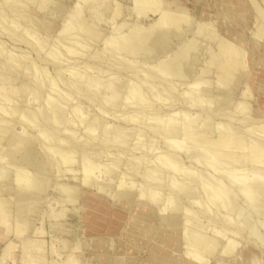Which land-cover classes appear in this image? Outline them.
<instances>
[{
  "label": "rangeland",
  "instance_id": "obj_1",
  "mask_svg": "<svg viewBox=\"0 0 264 264\" xmlns=\"http://www.w3.org/2000/svg\"><path fill=\"white\" fill-rule=\"evenodd\" d=\"M53 1L54 2L51 3V6L47 7L49 10L46 8L47 11L40 10L34 4H32L30 6H29V4H27V8L23 9V10H26V12L25 11L13 12L12 10H10L6 6V4L4 3L5 2L4 0H2V1L0 0V15L1 16L7 17L8 21L14 20L13 22H15V21L19 22L20 28H21V26H22V28H23V26L26 28H30V25L28 23L33 22L34 28L36 30V33L33 36L34 38L33 37L31 38V36H29L27 32H25V31L23 32V30L21 31L19 29L18 30L15 29L16 30L15 31L14 28H10L9 26H6V25H9L8 21H7V23L6 22H4V23L0 22V46H1L0 47V90L4 89V87L1 88L2 85L4 84V82H2V80L6 79L5 82L7 80L8 81L6 82V84L4 86H6L9 82H11V84L13 86L15 85L18 88L23 89L25 87L24 92L26 94V96H25V94L23 95L24 92L21 94H15L16 92L15 91H14L15 93L13 92V94H12L13 96H11V99L13 97H15L12 99L13 102H15L16 105L19 103L18 106L15 105L17 107V109H14L15 110V113H14L15 116H13V108H11L12 112L10 110L11 114L8 113L9 112L8 110L6 112V109H4L7 107L2 106V111L0 109V121H1L0 124L3 123L5 125V123L3 121L6 120L5 121L6 125H8V126H3L4 128L2 127L3 124L0 125L3 129H5L4 131L7 133V134H5L6 137H5V135H3V136H1V140H0V169H1L0 170V182H1L0 187H2V188H0V200L5 202V203L3 202V204H2L3 208L0 209L1 212H3L1 214V215H3V217H1V218L4 219L3 224H1V226H6V225L12 226V224H13V217H12L13 216L12 215L13 206L11 205L10 202L13 201V200H11V198L12 199L15 198L14 195L16 193V191H15L16 189H14V188H16V185L13 184L12 179H15L14 177H16V173H17L18 177H20L19 175H23V172L27 173V172H29V170L32 171L31 169H33V168H34L33 171H35V169L37 168L36 171L41 170V172H43V174L46 175L45 177L49 180V183H50L49 188H48L49 189L48 193L45 195H41L42 197H41L40 202L37 203V200L39 198H36L33 200L32 204H31L33 209L30 211V213H32V214H30V213L25 214V220L23 223H21L22 224L21 228L19 230H17V232L15 234L10 233L9 235H6V236H4V235L2 236V234L0 235V264H63V263L64 264H152V263H150V256H149L150 250L147 249V247L150 243V240H151V242H153L155 244L161 245L162 241L161 240L159 241V235L161 233L163 234L164 232L161 231V233H160L159 229L161 228L160 230H162V229L165 230V228H163L164 226H162V223H161V216L165 213L160 208V206L152 205L151 202L144 200L140 196L143 188H141L139 185L142 181H144L143 175H144L145 171L148 169L154 168L155 167L154 165H156L154 162L153 163L148 162V160L146 158L150 157V160L153 159L151 161H154L155 157L156 156L158 157V154L162 153L163 157L165 156L168 159L171 158L176 164H182V162H183L182 165L188 166L190 168L192 166H194V167L198 166L199 168L200 167L204 168V166L202 167V165H203L202 162H204L203 157L205 155V152L201 151L199 147L202 145L201 143L204 144L205 142H208V139L210 141V136L212 135V133H209V134L206 133V135L207 136L209 135V137L205 136L206 139H205V137H203L204 140L202 142L193 143L194 147L195 146L196 147H195V149L193 148L191 150V148H189V147H192V145L189 144L190 146H188V144H185V140L188 139V137H185V136L191 135L190 132H189V134H186V130L189 129L188 124H189V121L192 120L193 116H195L198 113L202 114V115L205 114L204 116L205 117L207 116V118H210V119L215 118L214 120L212 119L214 122H216L215 120H220V121H217L218 123L216 122V124H220V122H221V124L229 123V121L231 120V122H234V125H237L238 124L237 122H239V120H238V118H235V116H233L234 115L233 113H235L237 111V109H238V111L241 110V108L236 109L237 106H235L239 102H246L247 103V107H248V110L250 111L251 116H253L255 113L258 114L260 112H261V114H264V112H263V110H264V0H245V3L243 4V5H245L244 7H237L236 5H233V3L228 2L226 0H180L189 9V11L187 13V17H189V19H188V22H186V24H185V25H189V26L186 27V29H182L181 33H179V34L174 33V35L172 34L173 36H171L167 39L168 43L169 44L171 43L170 46L168 47L169 50L167 49L165 52H161V54L159 52H153V53L150 52V54L147 53L146 56H147L148 62L146 63V66L147 67L150 66L151 68H153L155 65V62H157V64H158L159 60H163L169 53H171L172 49H173V51H175L176 49L181 47L186 39H190L191 42H195L196 40H194V37L196 36L195 34L197 31V27L200 24L202 25L203 23L210 21L208 23L211 24L213 27H215L218 33H220L221 35H224L227 39L238 41V43H241V45H239V46H241L245 50L246 54H245V56H243L241 61H243V59L246 58V63L248 64V66L242 67V66H240L241 64H239L238 66H235L232 69V72L234 74L237 73L236 74L237 76L241 75V73H243L242 78H241L242 80H239L238 77L237 78L234 77L232 79L234 82L232 81L233 83L231 82V85H227V86H224V85L220 84L219 82H217L215 73L214 72L212 73V71H214V69L211 67V65H208L209 64L208 61L210 59V56L215 51L216 52L218 51V49H219L217 46L218 42L210 41L208 39H202V40H199L200 43H202V45H201L202 48L200 47L199 51L193 55L191 60H189V62H190L189 66L193 67V70H194L193 73H194V76H196L194 78H198V76H199L203 79L204 82L210 81L212 83L210 85L209 89H210V91L213 92V94H211L209 96H202L203 97L202 101L196 104V103H194L195 97H193L191 95L192 97L185 99V98H183V95H182L183 92L185 90L187 91L191 88V90L194 89L193 90L194 93H191V94H194V96H195V92L198 91V89L201 87L206 88V85L203 86L202 84L192 83V82L187 84L185 82L175 81V83H176L175 87L176 88H174L175 90L172 91L170 89H167L166 84L161 83V82H154V83L148 82V84H146V83L141 84V83H139V80L137 77L132 76L131 74H127V73L125 74L122 72L123 70L120 69L121 70V72H120L121 76L127 77L129 80L136 82V83L138 82L140 84L138 87L140 88L141 92L144 94L143 98L146 99V100L144 99L145 103L143 104L144 105L143 108H142V106L137 105V102H135L136 104L132 102L131 104H128V105L126 104L127 107L126 106H125V108L122 107V109L121 108L116 109L113 106H110L109 103H107V100L102 99L103 95H101V94L98 95L94 90L86 89V88H84V86H82L83 87L82 88L78 85H73V83L69 80L72 77L71 74H69V73H71V70L73 71L72 66H74L73 68H75L76 66H79V68L81 67L82 69L84 67L89 68V66H90V68H92L93 63H95V61H94L95 59L93 58V54H92L93 51L90 48L89 44H87L88 43L87 40H84L83 38L80 40L81 44H85L87 46L86 51H85V53H83V55L79 54L78 53L79 51H77V53L75 51L76 55L73 54L71 57L66 55V56H64L63 59H60V61H57V59H52L51 58L52 56L48 55L50 50H51V48H48V47H52V45L55 43L56 38L58 39L57 35H59V33L57 31H56L57 33L47 31L46 29L42 28L41 23L43 21L49 20V21H52L53 23H57L58 25L64 24L65 20H68V17H70V16H68L70 13V10H69L70 4L76 2V0H53ZM25 3H26L25 1L21 2V6L22 5L26 6ZM116 3H117L116 5L120 6V11H121V14L116 18L112 17V15L110 16V14L107 12L103 13L102 11H98V10L96 13L94 12L95 15H97V16H96V19L95 20L92 19V21L95 24L98 23V25L100 27L104 28V30L106 31L107 34H109V32L111 33L113 30H120V28H122L123 23H128L130 25L136 24V23L148 25L156 18V16H152V15L147 16V17H141V18L135 17L134 13H132L130 10V8L133 7V1L132 0H116ZM52 4H54V5H52ZM24 6H22V7H24ZM63 6H65V8ZM83 9H86V7H84ZM60 10H62V11H60ZM24 12H25V14H24ZM202 12H204L205 14H203ZM20 13H22V15H24V16H22ZM209 14L212 16H210ZM212 19H214V20H212ZM0 20H2L1 17H0ZM27 20H28V22H27ZM206 20H208V21H206ZM90 22H91V20H90ZM206 26H208V24H206L203 27H206ZM123 27H124V29H122V31L127 32V28L129 26L127 27V25H125ZM9 28L12 29V31ZM129 29H130V27L128 28V30ZM221 31H222V33H221ZM223 31H225V32H223ZM258 31H260L261 33L258 34ZM16 33H17V35H16ZM25 33L27 34V36ZM182 33H184V36L180 35ZM168 35L169 36L171 35L170 31L167 32V36ZM254 37L257 40H259L257 45L255 44L257 40L256 41L253 40ZM25 39L26 40L28 39V40L25 41ZM101 40H104V39H101ZM42 42H44V43H42ZM102 43H103L102 41L97 42L98 45H96V48H99V49L103 48ZM95 44L92 45V48H94ZM89 48H90V50H87ZM46 51L47 52L49 51V52L47 53ZM87 51H89V52L87 53ZM12 56L14 57V60H11V61H14V62L16 61V63H17V60H19V61L23 60V62L24 61L27 62V63L24 62L26 65L33 62L32 64H29L31 66V65H34V62H35L36 65L34 66V68L35 69L37 68V69L34 71L36 73H39V71L41 70L40 73L42 74V77L39 78V76L41 74H36L35 72L33 73V69H31L32 74H28V72H26V71H25L26 72L25 73L22 70L23 69L22 66H25V64L23 62H21L20 65L18 64L19 62L17 64L15 63L16 67H17V65L20 66L19 68L17 67L16 69L13 65L14 62L8 66L9 62H11L9 59H11ZM19 56H21V57H19ZM8 57H10V58H8ZM24 57H26V58H24ZM15 58L17 60H15ZM21 58H23V59H21ZM161 58H163V59H161ZM5 59H6V61L9 60V62H6ZM39 59H41L42 61ZM89 59H91V60H89ZM61 60H64V61L61 62ZM87 62L89 64V66H87L88 65ZM113 63H114V61H113ZM151 63H153L154 65ZM2 64H3L4 68L6 66V70L2 68ZM83 64L86 66H84ZM11 65L13 66V68H11L12 70L8 71V69L10 67H12ZM99 65L100 66L103 65L102 67L106 68L107 63L105 64L104 62H102ZM67 66L69 67V71H70L69 73H67L68 72ZM63 67H65V68H63ZM156 67L157 66H155L154 68H156ZM210 67H211V69H210ZM20 68H22V69H20ZM31 68H33V66H31ZM79 68H77V69L80 70ZM61 69H63V70H61ZM64 69H65V71H64ZM116 69H118V68H116ZM238 69H240V70L238 71ZM37 70H39V71L37 72ZM95 70L97 71V73H102L100 71L98 72L99 69H95ZM97 73H95V74H97ZM34 74L39 75V76L37 77ZM102 74L99 76H102L104 78L109 77L110 75L111 76L113 75L111 72H106V73L103 72ZM27 75H30V76L27 77ZM33 76H34V78H33ZM43 76L45 77V79H43L44 78ZM35 77L37 80L35 79ZM47 77H49L50 79H48ZM9 79H10V81H9ZM174 79L176 80V77H174ZM40 80H41V82H40ZM42 80L45 82L43 83ZM36 81L39 83H35ZM59 81H62V82H59ZM68 81H69V83H68ZM158 81H159V79H158ZM192 81H194V80H192ZM46 82H48V83H46ZM49 82L50 83L52 82L51 84L56 83V85H54V87L56 89H58L57 92H56V90H54V87H51L52 85ZM41 84L42 85L45 84L42 87V88H45V92H43L42 89L39 88L41 86ZM34 85H35L34 88H36V85H37L39 90H38V88H36V89L40 92L42 91L44 93V95H41L42 92L40 94V93H38V91H35L36 89L33 90L34 88L32 86H34ZM26 87H28V88L26 89ZM29 88H30V90H29ZM51 89H53V91H55V92L52 93L53 91ZM47 90H49V91H47ZM26 91H28V92H26ZM32 91L35 92V94L33 93L34 95L32 93L30 95V92H32ZM50 91H51V93H50ZM130 91H132V89ZM133 92H137V90H133L132 93ZM2 93H3V91H2ZM47 93L49 95H52V96H49ZM63 93L67 94V95L70 93L69 94L70 97L68 95V99H67V97L65 98ZM36 94L39 96L41 95V98L38 97L37 98L38 100L35 101L34 99H36V97H37ZM0 95H2L1 91H0ZM20 95H21V98H20ZM45 95H46L47 99L42 98V96L45 97ZM53 95L55 98H56V96H58V98L60 96L64 98V101H63L64 104H63V102H62V104H63L64 110H66V111L65 112L63 111V114H61L62 116H60V118L63 119L62 120L63 123L61 121L60 124L62 123V126L61 125H60L61 127L57 126V128L59 130L56 129V127H53L52 125L45 123V120L43 122V119L41 118L42 115L40 116L41 111L45 110V106H46L49 98H50V100H55V101L58 99V98L57 99L53 98ZM67 95H65V96H67ZM153 96L154 97L156 96V98L158 100L156 98H154ZM159 97H160V100H159ZM166 97L168 99L167 101L165 100ZM0 98H1V96H0ZM51 98H53V99H51ZM63 98L58 99V100L62 101ZM211 98L214 101L211 103L207 102V99H211ZM65 99L70 100V102L69 101L67 102V100H65ZM0 100H2V99H0ZM103 100H104V102H102ZM208 101H210V100H208ZM6 102L4 101V103H3L0 101V108H1V105L6 104ZM8 102L7 103L10 104V101H8ZM8 104H6L4 106H7ZM66 105H68V107ZM197 105H199V106H197ZM15 106H14V108H16ZM137 106H139L140 108H138ZM65 107H66V109H65ZM41 109H43V110H41ZM235 109H236V111H235ZM3 110H5V111H3ZM18 110H19V113H17ZM179 111H182V112H179ZM183 111H184V113H183ZM185 111L187 113H185ZM257 111H259V112L257 113ZM4 112H6L7 116L5 115ZM22 112H24L26 115H29V117L24 116V115L22 117L21 116ZM139 112L141 113V115ZM177 112H178V114H177ZM239 112H236V113H237V117L240 118L244 115L245 110H243V112H244L243 115H242L241 111H239ZM30 113L32 116L36 114V116H33V117L34 118L36 117L35 120L37 121V123H34V122H33L34 124L31 123L34 118L31 117ZM65 113H66V118L64 115ZM174 113H175V115L177 114V116H175ZM179 113L180 114L183 113L182 115H185L187 117V119L189 118L190 120L189 119L185 120L186 117L184 116L185 121H184V123H182L183 122V116L181 115L182 121L179 119H178L179 121H176L178 116L180 118ZM229 113H231L230 114L231 116L229 115ZM236 113H235V115H236ZM8 114H10V115H8ZM170 114L172 115L173 118L176 117V119H174V121H176V123H174L175 124L174 126L177 127L179 123L182 124V126L180 124L177 127V129L182 128L181 131L179 130L180 133H178L181 135L180 136L181 138H179L178 134H176V135L178 137L177 139H179L180 142L183 140V144H185V145L181 146L182 148L184 147L183 149L177 148L176 146H178V145L176 144V142L174 140L171 141L170 139H168L169 137H168V135H166L167 133H166L165 127L160 128L161 129L160 131L162 132L163 129L165 128L164 132L166 134H161V133L159 134L158 133L159 131L157 132V129H158L157 126L154 127L156 125L155 122H157L161 119H164V117H166V118L171 117ZM239 114L242 116H240ZM16 115L19 117H17ZM224 115H226V116H224ZM258 115L261 116L260 114H258ZM258 115H256V116H258ZM139 116H142V117L145 116L144 118L146 119L147 122L140 123L139 121H137L136 119ZM208 116H210V117H208ZM211 116H212V118H211ZM218 116L220 118L222 117L221 118L222 120L220 118H218ZM30 117L32 120H30ZM205 117L203 118V120L205 119ZM23 118L24 119L28 118V120H27L28 123L26 122V119L24 121ZM64 118H65V120H64ZM96 119H97V121L101 120L103 122V125H104L103 127L107 126L108 128L105 127L106 130L102 129V130H99V132L98 131H94V132L91 131L90 132L89 129H87L88 125L90 124V122L91 123L95 122L94 120H96ZM232 119H234V120H232ZM85 120H86V122H85ZM38 121H40V124ZM64 121L66 124L64 123ZM186 121H188V124L185 126L184 124ZM30 123L32 124V126L33 125L34 126L32 127L30 125ZM41 123H42V125H41ZM63 125L65 126V128ZM121 125L123 126V127H121L123 129L120 130L122 132H119V128H120L119 126H121ZM225 125H227V124H225ZM152 126L154 127V129ZM110 127L112 128L111 131H114V132L118 128L116 130L118 132V136H116L117 132L111 133V135L113 137H116L115 138L116 143H115V141L110 142L111 140H114L111 138L112 136L110 135V132H111ZM184 127H186L187 129H184ZM126 128H127V130H126ZM149 128H150V130H148ZM70 130H72V131H70ZM154 130H155V132H157V135L155 134ZM44 131H47V132L49 131L51 134L55 133L54 134L55 137L56 138L58 137L59 140H57V139H53V140L43 139L41 137V135H44L43 134ZM103 131H105V133H107L109 131L110 132H109V134L107 133V136H104ZM131 131H134V132L136 131L140 135H142V138L144 137V139H142L141 137H139L140 135H137V136L135 135L137 137V139H136V137H135V139L139 143L142 140L144 142H146L145 146H147L149 144L148 142H151V140H153V141L155 140L154 142H151V144L148 145V148L145 147L148 149V151L150 150L149 155H144V153H141L140 150L135 149V146L133 144L128 145V147L126 146L125 148L118 149L119 145L117 144V142L119 140L118 137H120L119 133L124 135V133L126 134V132L128 133ZM184 131H185V133H183ZM56 132H58V134ZM151 132L156 137L154 135L150 134ZM73 133H74V138L71 135ZM138 133H136V134H138ZM219 133H220V131L217 133H214L211 136V138L214 137V138H212V140L216 139V137L218 138ZM10 134H11V136L13 134L14 135L11 137ZM20 134H21V136L25 135V138H26L25 142H27L26 143L27 145L33 144L35 146L38 144V146H35L34 148L37 147V149H36L37 153L36 154L38 155V158L39 159H40V157L43 158V159H40L41 161L46 160V161H44L46 163H44L43 161H42L43 163L41 162L43 167L39 166V167L31 168L26 163L21 161L22 159H20V157L22 154H21V151H19V148H24L27 145H25V142H24V143H22V145L23 144L25 145V146L23 145L24 146L23 147V146H21V144L18 143V142L21 143L24 141V136H23V138L22 137L20 138L19 137ZM147 134H148V137H146ZM216 134H218V135L215 136ZM108 135H110V136H108ZM163 135H164V138L168 137V138H166V140H164V141H166V142H164L165 144H167V142L170 140L169 144L174 142L175 146L173 143H172L173 146H172V144H170L171 145L170 148H167V146L169 147L170 145H165L164 143H163L164 144L163 145L162 140H161V139H163L162 138ZM151 136H153L155 139L153 137H152L153 138L152 139ZM159 136L161 137V139ZM105 137H108L111 140L108 141V138H106V140H105ZM145 137H146V139H145ZM184 137H185V140H184ZM13 138H15V139L13 140ZM117 138H118V140H117ZM147 138H149V139L147 140ZM18 139H20V141ZM21 139H22V141H21ZM15 141H18V142L16 143ZM28 142L29 143L31 142V144H29ZM104 142H106L107 144ZM109 142H110V144H109ZM156 142H157V144H155ZM11 143L14 144L13 146L17 145L16 146L17 148L14 147L13 151H12L13 146ZM34 143H36V144H34ZM198 143H200V145ZM105 144H106V146H105ZM9 145H10V147H9ZM39 145H41L42 147L39 148ZM151 145L153 147L151 149H149V147H151ZM160 145H161L162 149L165 147L164 150H166V153H164L165 151H163L161 148L159 149ZM197 145H198V147H197ZM130 146H132V147L130 148ZM185 146H187V147H185ZM3 147H4V149H2ZM7 147H8V149L10 148L11 151L8 150ZM47 147L51 150L46 149ZM172 147H174V148H172ZM42 148H44V149H42ZM154 148H155V150H154ZM187 148L190 149V150L188 149V155H187V152H185V153L181 152V151H184V149L186 151ZM17 149H18V151H16ZM39 149H41L43 151H41ZM58 149H60V150H58ZM170 149L172 151L171 154H169ZM174 149L176 151L178 149H180L181 151L178 150L176 152ZM2 150L10 151V153H8V151H6L9 154V156L6 152H4V151L2 152ZM44 150L45 151L47 150L46 151L47 153H45ZM14 151H16V152L14 153ZM69 151H74L73 152V153H75L74 155H76V156L78 155L77 156L78 161L73 165L71 164V162H69L71 164V166L70 165L66 166L69 163H66V164L62 163L65 166H61V165L59 166V164H61L60 161H62L63 156L67 155V153ZM152 151L153 152L156 151V152L152 153ZM179 151H180V153H178ZM196 151H197V155H195ZM12 152L14 154H16L17 157L15 155H12L13 157H11L10 155ZM38 152H40V154L42 152H44L45 155H44V153H42L39 156ZM248 152H250V150L245 151V153H248ZM155 153H156V155L153 158L152 156ZM193 153H194V155H193ZM47 154H49V155H47ZM167 154L170 155V156L168 155L170 158L167 156ZM176 154H177V157L179 156L178 157L179 159L176 157ZM42 155H43V157H42ZM174 155L176 157L175 160H174ZM190 155H192V157L195 159V161H194L195 163L192 161L193 158H191ZM14 156H15V158H14ZM162 156H160V157H162ZM187 156H189L190 159ZM195 156H196V158H195ZM201 156H203V157L201 158ZM18 157H19V159H18ZM157 157H156V160L159 159V157L158 158ZM165 157H164V159L166 160ZM198 157L201 158L202 160L201 159L198 160L197 159ZM10 158H13L14 160L10 159ZM48 158H49V160H48ZM7 159H10V160H7ZM138 160L140 161V163ZM179 160H181L182 162L181 161L179 162ZM190 160L193 163H190L189 162ZM197 160H198V162H200V161H202V162L196 163ZM9 161H11V162H9ZM14 161L20 163V164L17 163L20 166H18ZM168 162H170V161H168ZM22 163H24L25 166ZM46 164H49V165H46ZM49 166H51V167H49ZM86 166L87 167L90 166L93 168L94 173H91L90 177H93V175H94V177H95V178L93 177V179L95 180L94 182L96 183V181H97L98 183H100L99 186H102V185L104 186V184L108 178V174L104 172L105 168H107V169L111 168L113 170V172L115 171L112 174V182H110L111 184L110 185H109V183H107V185L105 184L106 190L103 189L104 188L103 186H102V188L100 187L101 190L98 189L99 187L98 188L96 187V185L98 186L97 183L91 187L85 186L86 177L84 180L83 170ZM40 167H41V169H38ZM44 167L46 170L44 169ZM59 167L64 169V170L60 169L63 172L59 170ZM17 168L22 171V174H18ZM21 168L22 169L24 168L25 171H24V169L22 170ZM49 168L52 169V171L49 170ZM26 169H29V170H26ZM68 169L70 172H68ZM180 170H179V175H175V177L178 178V180H181V179L184 180L182 177V175H184V173H182L183 170H181V172H180ZM46 171H48V173ZM58 171H59V173H57ZM7 174H9V175H7ZM180 174H181V176H180ZM208 174L211 177H213L215 175L214 174L212 176V174H210V173H208ZM5 175H7L8 177H6ZM95 175H97V176H95ZM47 176H49V178H51V179H49ZM216 176H218V174L215 175V177ZM5 177H6V179H5ZM18 177H16V178H18ZM113 177H114V180H113ZM215 177H213V178H215ZM9 178L11 179L10 182H12L11 183L12 186L10 185V182H8L10 180ZM102 178L104 179V184H102L103 183ZM218 178H219V176H218ZM218 178H216V180ZM82 181H84V182H82ZM184 181L187 182L188 180H184ZM6 182H7V184H6ZM3 183L6 185H3ZM8 183L11 187L8 185ZM196 185H199L198 187L201 188V190H202V187H203L202 183L196 184ZM8 186L11 188L10 189L11 191L9 190ZM66 187L73 188V191H74L73 192V194H74L73 199L75 198L76 195H77L76 197H78V199L75 198L72 202H69L68 198L65 194ZM5 188H7L8 190L4 191L3 189H5ZM102 190H104V191H102ZM163 193L165 195L164 198H166L168 196V194H167L168 191L164 190ZM202 194H203L204 198L203 197L200 198L199 201L206 200L204 192H202ZM164 198H161V200L163 201ZM162 201H161V203H162ZM208 205H207L204 212L201 211V213H198L197 220L199 219L202 222L207 223L209 218H211L210 219L211 221L209 222L211 224V226H214V227L216 226L217 229H221V228H219L220 226H222L221 222H219L216 219V217L218 216L217 215L218 211H217L216 207L212 203H209ZM199 207L200 206H195L193 209L200 211ZM144 212H147L148 214L146 216H144L143 215ZM142 220L145 224L144 228L147 226V223H149L151 221L154 222L156 225L154 228L151 229L152 232H150V234L148 235V239H146V242H144L143 244H141L142 240H139V238L140 237H141V239L145 238V235H142L144 233V228L141 230L140 233H138L136 238H135V236L133 238L131 237L132 231L130 230L131 227L133 225H135L137 227V230L139 231L140 228L142 227L141 226ZM4 221H5V223H4ZM9 221H10V223H9ZM182 221H184V220H182ZM128 223H130V224H128ZM128 227H130V228H128ZM126 229H128V230H126ZM223 230L226 231V233L231 234V232H230L231 228L230 229L224 228ZM125 232L126 233L129 232V233L126 235ZM128 236H130L131 238ZM244 238H245V235L241 234V237L238 236L237 239L243 240ZM92 239L95 241H98V244H99V241H101V240L108 241L110 246L106 247V245H105L104 249L101 247L102 252H101V250H94L95 247L93 245H91V243H93L91 241ZM241 242H242L243 246L239 250L240 253L238 254V257H240L241 252L243 250H245L246 247H251L252 249H256V248L258 249L259 248L258 246L261 247V245L259 243H257L256 241H253V240L248 241V239H244V241H241ZM204 259L207 260L206 264H215V258L214 257H205Z\"/></svg>",
  "mask_w": 264,
  "mask_h": 264
},
{
  "label": "bare ground",
  "instance_id": "obj_2",
  "mask_svg": "<svg viewBox=\"0 0 264 264\" xmlns=\"http://www.w3.org/2000/svg\"><path fill=\"white\" fill-rule=\"evenodd\" d=\"M4 1H5L4 3L6 4V6L10 10H12L13 12H16V11H25L26 12V10H23V9L27 8V4H29V6L34 4L40 10L47 11L46 8L50 7L51 3L54 2L53 0H4ZM24 1L26 2L25 3L26 6L22 5V6H24V7H22L21 2H24ZM132 1H133V7H131L130 10L132 13H134L135 17L141 18V17H147V16L152 15V16H156V18L148 25L140 24V23L130 25L128 23H123L122 28H120V30H113L111 33L109 32V34H107L106 31L104 30V28L100 27L98 25V23L95 24L92 21V19L93 20L96 19L97 15H95V13L97 12V10L102 11L103 13L107 12L110 14V16L112 15V17H114V18L118 17L121 14V11H120V6L116 5L117 4L116 0H76V2L70 4V9H69L70 13L68 15L70 17H68V20H65V23L63 22L64 24L58 25L57 23H53L52 21H49V20L43 21L41 23L42 28L46 29L47 31H50V32H56L57 31L59 33V35L56 34L58 37V39L56 38L57 41L55 40V43L52 45V47H48V48H51V50L49 49L50 52L48 51L49 52L48 55L52 56L51 57L52 59H57V61H60V59H63L64 56H66V55L69 57H71L73 54L76 55L75 51H76V53H77V51H79L78 53L83 55V53H85V51H86L87 46L85 44H81L80 40L83 38L84 40L88 41L87 44H89L90 48L93 51L92 54H93V58L95 59L94 61L96 64L93 63L94 66L92 65V68H90V66L87 62V64H88L87 66H89V68L84 67L85 69L84 68L82 69L81 67L79 68V66H76L80 70H78L76 67H75L76 69L73 68L74 66L71 65L72 69H73V71L70 69L71 73H69L70 72L69 67L67 66V68H68L67 73L71 74V76H72V77L70 76L71 79H69V80L73 83V85H78L80 87L84 86V88H86V89L94 90L98 95L99 94L103 95L104 98L102 97V99L107 100V103H109L110 106H113L116 109L117 108L122 109V107L125 108V106L127 107V105L131 104L132 102L133 103L137 102V105L142 106V108H143V106H144L143 104L145 103L146 99L143 98L144 94L141 92L140 88L138 87L140 85L139 83L148 84V82H150V83L161 82V83L166 84L167 89H170L172 91L175 90L174 88H176L175 87V84H176L175 81L185 82L187 84L192 82V83L202 84L203 86L206 85V88H204V87L199 88L198 91L195 92V96H194V94H191V93H194L193 92L194 89L191 90V88L187 91L185 90L182 94L183 98H185V99L192 97V96L195 97L194 103L197 104V103L202 101V99H203L202 96H209V95L213 94V92L210 91V89H209L210 85L212 83L210 81L204 82L203 79L199 76H198V78H194L196 76H194L193 67L189 66V64H190L189 60H191L193 55L199 51V49L202 45V43H200V41H199L202 39H208L210 41L218 42V44H217V46L219 48L218 51L217 52L215 51L210 56V59L208 61L209 62L208 65H211V67L214 69V71H212V73L213 72L215 73L217 82H219L220 84H222L224 86H227V85H231V82L233 81L232 79L234 77H236V78L238 77L239 80H242L241 78H242L243 73H241V75L237 76L236 75L237 73L234 74L232 72V69L235 66H238L239 64H241L240 66H242V67L248 66V64L246 63V58H244L243 61H241L243 56H245V54H246L245 50L241 46H239V45H241V43H238V41L227 39L224 35H221L220 33H218L216 28L208 23V22H210L208 20H206L208 22L203 23L202 25L200 24L197 27V31L195 34L196 36L194 37V40H196L195 42H191L190 39H186L181 47H179L175 51H173V49H172L171 53H169L165 57L166 59L164 58L165 60L163 58H161L163 60H159V63H158L159 65L157 64V62H155V65L153 63H151L154 65V67L157 66L156 68H154V67L151 68L149 65H148L149 67H147L146 66V63L148 62L147 56H146L147 53L150 54V52H152V53L153 52H159L161 54V52H165L171 44V43L170 44L168 43L167 39L169 37L173 36L174 33H177V34L181 33L182 29H186V27L189 26V25H185L189 19V17H187V13H188L189 9L180 0H132ZM226 1L233 3V5H236L237 7H244L245 6V5H243L245 3V0H226ZM52 5H54V4H52ZM63 7L65 8V6H63ZM84 7H86V9H83ZM60 11H62V10H60ZM25 12H24V14H25ZM202 13L205 14L204 12H202ZM20 14L22 15V13H20ZM22 16H24V15H22ZM210 16H212V15H210ZM0 17L2 19V20H0L1 23L2 22L7 23V21H8L7 17H3L1 15H0ZM90 20H91V22H90ZM212 20H214V19H212ZM13 21L14 20L8 21L9 25H6V26H9L10 28H14V30L15 29L16 30L19 29L21 31L23 30V32L24 31L27 32L28 35L31 36V38L35 35L36 30L34 28L33 22L28 23L30 25V28H26L24 26H23V28H22V26L20 28V23L17 21H15V22H13ZM27 22H28V20H27ZM206 24H208V26L203 27ZM125 25H127V27L128 26L130 27L129 30H128L129 27L127 28V32L122 31V29H124L123 26H125ZM10 30L12 31V29H10ZM168 31H170V34H171L170 36L169 35L167 36ZM223 32H225V31H223ZM221 33H222V31H221ZM260 33L261 32L258 31V34H260ZM16 35H17V33H16ZM180 35L184 36V33H182ZM26 36H27V34H26ZM101 39H104V40H101ZM27 40L25 39V41H27ZM253 40L256 41L257 39L254 37ZM99 41L103 42L102 43L103 48H101V49L96 48V45H98L97 42H99ZM258 41L259 40L256 41V43H255L256 45H257ZM42 43H44V42H42ZM94 44H95V46H94V48H92V45H94ZM90 48L87 50H90ZM88 52L89 51H87V53ZM19 57H21V56H19ZM8 58H10V57H8ZM12 58L9 60L10 61L14 60L13 56H12ZM24 58H26V57H24ZM21 59H23V58H21ZM91 59H89V60H91ZM9 60L6 61V59H5L6 62H9ZM15 60H17V59L15 58ZM39 60H41V59H39ZM63 61L64 60H61V62H63ZM113 61H114V63H113ZM13 62L14 61L9 62L8 66L10 64H12ZM21 62H23V60H20V61L17 60V63L19 65ZM102 62H104L105 64L107 63L106 68L102 67L103 65H101V66L99 65ZM15 63H16V61L13 64L15 69L17 67L19 68L20 66L17 65V67H16ZM25 63H27V62H25ZM32 63H29V64H32ZM29 64H27V65L25 64V66H22L23 69L22 68H20V69H22L24 72L25 71L28 72V74H32L31 69H33V73H34L35 72L34 70L37 69V68L36 69L34 68V66L36 64L34 62V65H31V66H33V68H31V66ZM84 66H86V65H84ZM211 67H210V69H211ZM2 68L6 70V66L4 68L3 64H2ZM11 68H13V66L10 67L8 69V71L12 70ZM63 68H65V67H63ZM116 68H118V69H116ZM95 69H99L98 72L100 71L102 73L103 72H105V73L111 72L113 75L112 76L110 75L109 77L104 78L102 76H99L102 73H97V71ZM120 69L123 70L122 72L125 74L127 73V74H131L132 76L137 77L139 80V83L133 82V81L129 80L127 77L121 76L120 75V72H121ZM39 70H37V72ZM61 70H63V69H61ZM239 70L240 69H238V71ZM40 71H39V73H36V72L35 73L41 74ZM64 71H65V69H64ZM95 73H97L98 75ZM29 76L30 75H27V77H29ZM35 76L38 77L39 75H35ZM40 77H42V74L39 76V78ZM45 77L43 79H45ZM174 77H176V80L174 79ZM33 78H34V76H33ZM47 78L50 79L49 77H47ZM35 79H36V77H35ZM158 79H159V81H158ZM5 80H2V82H4V84L2 83L3 85L1 88L4 87V89L0 90L1 94H2V95H0L1 96L0 99H2L3 101L2 100H0V101L3 103H4V101L5 102L10 101V104H8L9 102L8 103L6 102V104H8V105L4 106L6 104H4V105L2 104L0 109L2 111V106L7 107L4 109H6V112L8 110L9 111L8 113H10V110L12 112L11 108H13V116H15V114H14L15 110L14 109H17L16 106H18L19 103L16 105V103L13 102V100H12L15 97H13L11 99V96H13L12 94L14 91L16 92V93L14 92L15 94L23 93L25 87L22 85L24 87L23 89L18 88L15 85L13 86L11 84V82H9L6 86H4L6 84V82L8 81L7 80L5 82ZM192 80H194V81H192ZM9 81H10V79H9ZM40 82H41V80H40ZM44 82L45 81H43V83ZM59 82H62V81H59ZM35 83H39V82L36 81ZM46 83H48V82H46ZM68 83H69V81H68ZM37 85H36V88H38ZM44 85L41 84V86L39 87L42 89L43 92H45V88H42ZM51 85H50L51 87H54V85H56V83L51 84ZM32 87L34 88L35 85ZM27 88L28 87H26V89ZM36 88H34L33 90H35ZM39 88H38V90H39ZM131 89H132V91L137 90L138 93L137 92L132 93V91H130ZM29 90H30V88H29ZM38 90L36 89L35 91H38ZM51 90L53 91V89H51ZM54 90H56V92H57L58 89H56L54 87ZM2 91H3V93H2ZM47 91H49V90H47ZM26 92H28V91H26ZM41 92L38 91V93H40V94H41ZM43 92L41 95H44ZM54 92L55 91H53L52 93H54ZM31 93L35 94L34 91L30 92V95H31ZM50 93H51V91H50ZM24 94H25V92L23 93V95ZM41 95L40 96L37 95L36 99H34V98L33 99L36 101V100H38L37 99L38 97L41 98ZM63 95L65 98L67 97V99H68L67 94L63 93ZM65 95H67V96H65ZM25 96H26V94H25ZM49 96H52V95H49ZM60 97L58 98V96H56V98H55L53 95V98H55V99L63 98V97H61V98ZM69 97H70V95H69ZM20 98H21V95H20ZM42 98H46V95H45V97L42 96ZM53 98H51V99H53ZM154 98H156V96ZM67 99H65V100H67ZM57 100L56 101L50 100V98H49L46 106L44 105L45 110L41 109L43 111H41V113H40V116L42 115L41 118L43 119V122L45 120V123L52 125L53 127H56V129H58L57 126L58 127L62 126V123H63L62 120L63 119H61L60 116H62L61 114H63V111L64 112L66 111V110H64V107H63L64 98L62 99V101L60 100L61 102L59 100L58 101ZM159 100H160V97H159ZM165 100L166 101L168 100L167 97L165 98ZM208 100H210V101H208ZM68 101L70 102V100H67V102ZM213 101L214 100L212 98L207 99V102L211 103ZM62 102H63V104H62ZM102 102H104V100ZM14 106L16 108H14ZM66 106L68 107V105H66ZM139 106H137V107L140 108ZM197 106H199V105H197ZM235 106H237L236 109L241 108V110H239V111L242 112V115L244 113L243 110H245V113L243 116L239 114L240 116H242L240 118L237 117V113H236V112H239L238 109H237V111L235 109L236 115H235V113H233L234 115L232 114L233 116H235V118H238V120H239V122H237L238 123L237 125H234V122H231V120L229 121V123L221 124V122H220V124H216V122L220 121V120H215L216 122H214L213 120L215 118L214 119L212 118V116L214 114L211 116V118L213 119L212 120L210 118H207V116L205 117L204 116L205 114L202 115L199 113L198 114L195 113L196 115L193 116L192 120H190L188 118L190 120L189 124H188V121H186L187 123L185 122L184 125L186 126L188 124V126H189V129L184 127V129H187L186 134H189V132H190L191 135L185 136V137H188V139L185 140V137H184V140H185V144H188V146L192 145V147H189V148H191V150L193 148L195 149V147H196V146L194 147L193 143L202 142L204 140L203 137H205V136L209 137V135L207 136L206 133H208V134L212 133V135H213L214 133H217L220 131L219 135L218 134L215 135V136L218 135L219 136L218 138L216 137V139L212 140V138H214V137L211 138L212 135L210 134L211 135L210 141L208 139V142H205L206 141L205 140L204 141L205 143L204 144L201 143L202 145L199 147L201 151L205 152L204 157L201 156V158L203 157L204 162H202V161L198 162V160L201 159V158H199L200 157L199 156L197 158L198 160L196 163L202 162L203 165L202 164L201 165H202V167L204 166V168H201V167L199 168L198 166H195V167L192 166L190 168L188 166L182 165L183 162L181 160H179V162L181 161L182 164H176L169 157L170 156L169 154H171V152H172L171 149L169 151L170 153L167 154V156L169 155L168 157L170 159H168L164 156L166 158V160H165L164 157L162 156V153H160L161 155L158 154L159 159H157V160H156L157 156L155 157L156 153L153 154L152 157L153 158L155 157L154 161H151L153 159L150 160V157L146 158L148 160V162H152V163L154 162L156 165H154L155 166L154 168L148 169L145 171V173L143 175L144 181H142L139 185L141 188H143L140 196L144 200L151 202L152 205L160 206V208L165 213L161 216V223H162V226H164L163 228H165V230L164 229L160 230L161 228L159 229L160 233H161V231L164 232L163 234L161 233L159 235V241L160 240L162 241L161 245L155 244V243L151 242V240H150V243L147 247V249L150 250V251L148 250L149 256H150V263H152V264H206L207 260L204 259L205 257H214L215 258V264H264V125H263L264 124V114H261V112L258 113L259 111H257V113L260 114L261 116H259L256 113L255 114L258 116H256L255 114L253 116H251L246 102H239ZM65 109H66V107H65ZM3 111H5V110H3ZM6 112H4V113L7 116ZM179 112H182V111H179ZM263 112H264V110H263ZM17 113H19V110ZM175 113H174V115H175ZM183 113H184V111H183ZM183 113H181V114L179 113L180 118L178 116L177 119H176V117L173 118L172 115L170 114L171 117H169V118L164 117V119H161V120L155 122L156 125L154 126V127L157 126V128L159 129V130L157 129V132L159 131L158 132L159 134L160 133L161 134L167 133L166 135H168L169 138L166 136L165 137L170 139L171 141L174 140L176 142V144L179 146V147L178 146H176V147L180 148V149H183L184 147L182 148L181 146L185 145V144H183V140L180 142V140L177 139L178 137L176 135V134L180 133V131L182 129V128L177 129V127L181 123H179L177 127L174 126L175 125L174 123H176V121H179V120L182 121L181 115ZM185 113H187V112L185 111ZM10 114H8V115H10ZM177 114H178V112H177ZM177 114L175 116H177ZM230 114L231 113H229V115ZM23 115L29 117V115H26L24 112H22L21 116L23 117ZM30 115H31V113H30ZM64 115L66 118V113ZM140 115H141V113H140ZM33 116H36V114ZM33 116L31 115L32 118H34ZM182 116H183V122L182 123H184V121L187 119V117L185 115H182ZM184 116L186 117L185 120H184ZM224 116H226V115H224ZM17 117H19V116H17ZM31 117H30V120H32ZM144 117L139 116V117H137L136 120L139 121L140 123H143V122L145 123L147 121ZM204 117H205V119L203 120ZM208 117H210V116H208ZM35 118L32 120L31 123H33V122L37 123ZM65 118H64V120H65ZM218 118H220V117L218 116ZM25 119H26V122L28 123V121H27L28 118H25ZM25 119L23 118L24 121H25ZM174 119H176V121H174ZM232 120H234V119H232ZM5 121H3L5 123V125L3 123H1V124H3L2 127L8 126V125H6ZM61 121H62V123L60 124ZM94 121L95 122H93V123H91L89 121L90 124L88 125V128L86 127L87 129H89L90 132L91 131H93V132L98 131L99 132V130H102V129L106 130L105 127H107V126L103 127L104 125H103V122L101 120L97 121V119H96ZM38 122L40 124V121H38ZM85 122H86V120H85ZM31 123H30V125L32 126ZM64 123H65V121H64ZM225 124H227V125H225ZM41 125H42V123H41ZM181 126H182V124H181ZM2 127L0 126V140H1V136L7 134L4 131L5 129H3L4 127L3 128ZM119 127H120L119 132H122L120 130L123 129V128H121L123 126L121 125ZM154 127H153V129H154ZM163 127L166 128V129L164 128L166 130V133L164 132V129L162 131L163 133L160 131L161 130L160 128H163ZM64 128H65V126H64ZM111 129L112 128L110 127V131H111ZM116 130H115V132L109 131L110 135L112 132L116 133L117 132ZM126 130H127V128H126ZM148 130H150V128ZM70 131H72V130H70ZM103 132H104V136H107V133L109 134V132H107V133H105V131H103ZM154 132H155V130H154ZM157 132H155L156 135H157ZM56 133L58 134V132H56ZM136 133H138V132H136V131L135 132L131 131L128 133L126 132V134L124 133V135L119 133V135H120V137H118L119 140L117 138V140H118L117 144L119 145L118 149L125 148L126 146L128 147V145L133 144L135 146V149L140 150V152L144 153V155H149L150 150L148 151V149H147L148 145L151 144V142H154L155 140L154 141L151 140V142H148L149 144L147 146H145L146 142H144L143 140H142L143 142L140 140L141 141L140 143L138 141H136V139H137L136 136L140 135L139 133L138 134H136ZM183 133H185V131ZM43 134L44 135H41V137L45 140H53V139L59 140L58 137L57 138L55 137V135H54L55 133H52L53 134L52 135L49 131L48 132L44 131ZM150 134H152V132ZM71 135L74 138V133ZM110 135H108V136H110ZM152 135H154V134H152ZM178 135H179V138H181L180 137L181 135L180 134H178ZM10 136H11V134H10ZM23 136H24L23 142L20 143L18 141H15L16 143L18 142L19 144H21V146L24 145V144L22 145V143H24L25 139H26L25 135H23ZM23 136H21V134L19 135L20 138L21 137L23 138ZM116 136H118V132H117ZM5 137H6V135H5ZM135 137H136V139H135ZM139 137L142 138V135H140ZM146 137H148V134ZM146 137H145V139H146ZM152 137L153 136H151V138ZM206 137H205V139H206ZM106 138H108V137H105V140H106ZM111 138L114 140H111L108 138V141L111 140L110 142H113V141H115L116 137L112 136ZM162 138L163 139H161V137H160V139L162 140V144H163L164 142H166V141H164V140H166V138H164V135L162 136ZM14 139L15 138H13V140ZM142 139H144V137ZM148 139L149 138H147V140ZM18 140L20 141V139H18ZM170 140L167 142V144H165V143L164 144L170 145L173 143L175 146L174 142L169 144ZM21 141H22V139H21ZM110 142H109V144H110ZM26 143L27 142H25V145H27ZM104 143H106V142H104ZM115 143H116V141H115ZM29 144H31V142ZM34 144H36V143H34ZM106 144H105V146H106ZM155 144H157V142ZM173 144H172V146H173ZM198 144L200 145V143H198ZM13 145L14 144H12V146ZM32 145L33 144L27 145L25 147L23 146L24 148H19V151H21V154H22L21 155L22 158L20 157V159H22L21 161L26 163L31 168L42 166L41 162L43 160L41 161L40 159H43V158H41V157H40V159L38 158V155L36 154L37 153V150H36L37 147L34 148L35 146H38V144L35 146L34 145L32 146ZM16 146L17 145L12 147V151L14 150V147H16ZM9 147H10V145H9ZM40 147H42V146L39 145V148ZM131 147L132 146H130V148ZM145 147H147V148H145ZM152 147L153 146L151 145V147H149V149H151ZM170 147H171V145L169 147L167 146V148H170ZM185 147H187V146H185ZM197 147H198V145H197ZM160 148L162 149L161 145H160L159 149ZM164 148L162 150L165 151L164 153H166V150H164ZM172 148H174V147H172ZM189 148H187L186 151H185V149H184V151H181L180 149H178V150H180L182 153L187 152V155H188V149ZM2 149H4V147ZM7 149H8V147H7ZM42 149H44V148H42ZM46 149H49V148L47 147ZM8 150H10V148ZM8 150H6V151H8ZM39 150H41V149H39ZM49 150H51V149H49ZM58 150H60V149H58ZM154 150H155V148H154ZM249 150H250V152L245 153V151H249ZM3 151L6 152L5 150H2V152ZM10 151H8V153H10ZM16 151H18V149ZM16 151H14V153ZM41 151H43V150H41ZM46 151H45V153H47ZM156 151H154V152H156ZM180 151L178 153H180ZM73 152L74 151H69L67 153V155H64L62 161H60L61 164H59V166L60 165L65 166L62 163L66 164L69 162H71L72 165L75 164L78 161L77 160L78 155L77 156L74 155L75 153H73ZM154 152L152 151V153H154ZM14 153L12 152L10 156L11 157H13L12 155L16 156V154H14ZM38 153L40 156L44 152H42L41 154H40V152H38ZM45 153H44V155H45ZM47 155H49V154H47ZM159 155L162 157H160ZM193 155H194V153H193ZM195 155H197V151L195 152ZM8 156H9V154H8ZM15 156H14V158H15ZM42 157H43V155H42ZM176 157H177V154H176ZM176 157L174 155V160L176 159ZM187 157L189 158V156H187ZM190 157L193 158L192 155H190ZM49 158H48V160H49ZM195 158H196V156H195ZM10 159H13V158H10ZM10 159H7V160H10ZM18 159H19V157H18ZM44 161H46V160H44ZM168 161H170V162H168ZM192 161L194 162L195 159L193 158ZM9 162H11V161H9ZM189 162L193 163V162H191V160ZM15 163L17 164L18 162H15ZM24 163H22V164H24ZM44 163H46V162H44ZM139 163H140V161H139ZM18 164H20V163H18ZM71 164L69 163L66 166H68V165L71 166ZM46 165H49V164H46ZM18 166H20V165H18ZM24 166H25V164H24ZM49 167H51V166H49ZM33 169H31L32 171H30L29 169H26V170H29V172H27V173L23 172V175H19L20 177H18V175L16 173V177H18V178L14 177L15 179H12L13 184L16 185V188H14V189H16L15 190L16 193L14 192L15 198L14 199L11 198V200H13L12 202L9 201L11 203V205L13 206V209H12L13 224H12V226L6 225L7 227L1 226V224H3L4 219L1 218V217H3V215H1L3 212H1V210H0V235L2 234V236L3 235L4 236L9 235L10 233L15 234L17 232V230H19L21 228V226H22L21 223H23L25 220V214L30 213V211L33 209L32 205H31L33 200L36 198H39L37 200V203H39L41 200V197H42L41 195H45L49 191L48 188H49L50 183H49V180L45 177L46 175H44L43 172H41V170L36 171L37 168L35 169V171H33ZM38 169H41V167ZM44 169H45V167H44ZM60 169H62V168L59 167V170ZM180 169L184 171V172L182 171V173H184V175H182L183 179L188 180L189 182L188 181L186 182L182 179L178 180V178L175 177V175H179ZM49 170L52 171V169H50V168H49ZM62 170H64V169H62ZM62 170H60V171H62ZM181 170H180V172H181ZM17 171H18V174H22V171L20 169L17 168ZM24 171H25V169H24ZM93 171H94L93 168L90 166L89 167L86 166L84 168L83 177H84V180L86 177L85 186L91 187L97 183L98 186L96 185V187L97 188L99 187L98 189H100V187L102 188L103 185L99 186L100 183H98L97 181H96V183L94 182L95 180L93 179V177H94L93 174H92L93 177H90L91 176L90 174L94 173ZM46 172L48 173V171H46ZM68 172H70L69 169H68ZM104 172L108 174V178H107L105 184L107 185V183H109V185H110L111 184L110 182H112V174L115 171L113 172V170L111 168H108V169L105 168ZM57 173H59V171ZM208 173L212 174V176L214 174L215 175L218 174L220 179L218 178V176L215 177V175L213 176L215 178H213ZM181 174H180V176H181ZM7 175H9V174H7ZM7 175H5V176L8 177ZM95 176H97V175H95ZM6 177H5V179H6ZM47 177L49 178V176H47ZM216 178H218L219 180L218 179L216 180ZM49 179H51V178H49ZM102 180H103L102 184H104V179L102 178ZM113 180H114V177H113ZM10 181H11V179L8 182H10ZM82 182H84V181H82ZM4 183H3V185L7 184V182H6V184H4ZM11 183L12 182H10V185H11ZM201 183L203 184L202 190H201V188L198 187L199 185H196V184H201ZM105 184L103 186L104 190H106ZM8 185H9V183H8ZM10 187H9V190L11 189ZM0 188H2V187H0ZM7 188H5L3 190L4 191L8 190ZM104 190H102V191H104ZM164 190L168 191V193H167L168 196L166 198H164L165 197V195L163 193ZM73 192H74L73 188L66 187L65 194H66L69 202H72L75 198L78 199V197H76L77 195L73 199V195H74ZM202 192H204L206 200L199 201V199L203 197ZM161 198L165 199V200L163 199L164 202L161 200ZM161 201H162V203H161ZM3 202L4 201L0 200V209L3 208L2 207ZM209 203L214 204V206L216 207V209L218 211L217 212L218 216L216 217V219L219 222H221L222 226L219 227L221 229H217L216 226L215 227L211 226V224L209 223L211 221L210 220L211 218H209L207 223H204L199 219L197 220L198 213H201V211L204 212ZM195 206H200L199 207L200 211L194 210L193 208ZM30 214H32V213H30ZM147 214H148L147 212L143 213L144 216H146ZM182 220H184V221H182ZM4 223H5V221H4ZM9 223H10V221H9ZM128 224H130V223H128ZM144 225L145 224L142 220V225H141L142 227L140 228L139 231L137 230V227L135 225H133L130 229L132 231L131 237L133 238L135 236V238H136L138 233H140L141 230L144 228ZM155 226H156L155 223L152 221L147 223V226L144 228V233L142 234V235H145V238H143V239H141V237L139 238V240H142L141 244L146 242V239H148V235L150 234V232H152L151 229L154 228ZM128 228H130V227H128ZM224 228H229V229L231 228V231L229 230L231 232V234L226 233V231L223 230ZM126 230H128V229H126ZM128 233L125 232L126 235ZM241 234L245 235L244 239H248V241H250V240L256 241L257 243H259L261 245V247L258 246L259 247L258 249L257 248L252 249L251 247H246L245 250H243L241 252L240 257H238V254L240 253L239 250L243 246L241 241H244V239L243 240L237 239L238 236L241 237ZM128 237H130V236H128ZM91 241L93 242V243H91V245H93L95 247L94 250H101V252H102V248L104 249L105 245H106V247L110 246L108 241L101 240V241H99V244H98V241H95L93 239Z\"/></svg>",
  "mask_w": 264,
  "mask_h": 264
}]
</instances>
